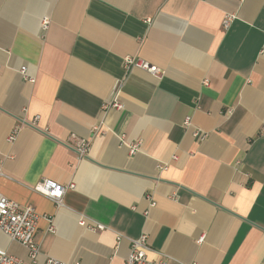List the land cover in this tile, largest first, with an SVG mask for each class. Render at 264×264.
Wrapping results in <instances>:
<instances>
[{
	"label": "crops",
	"instance_id": "obj_1",
	"mask_svg": "<svg viewBox=\"0 0 264 264\" xmlns=\"http://www.w3.org/2000/svg\"><path fill=\"white\" fill-rule=\"evenodd\" d=\"M0 171L36 264H123L143 234L155 264H264V0H0ZM42 179L75 188L57 207Z\"/></svg>",
	"mask_w": 264,
	"mask_h": 264
},
{
	"label": "built area",
	"instance_id": "obj_2",
	"mask_svg": "<svg viewBox=\"0 0 264 264\" xmlns=\"http://www.w3.org/2000/svg\"><path fill=\"white\" fill-rule=\"evenodd\" d=\"M235 16L232 14H225L222 19V28L227 30ZM49 25V19L42 20L41 29L45 32ZM123 67L126 71L133 69L144 71L152 76H158V68L150 65L148 62L141 59L126 56L122 60ZM22 75L29 81L33 79L27 78L25 75V67L20 69ZM110 108L120 110L122 105L113 102L108 105ZM35 118L30 125L35 126ZM23 123V121H21ZM185 127H190V119L187 117L184 121ZM19 128V127H17ZM193 136L202 141L206 135L199 131H194ZM15 134L9 138L13 140ZM71 148L78 154L79 157H86L88 154V143L84 140H77L75 146ZM138 149V145L130 147V153L134 154ZM0 171V176H2ZM75 185L70 183L68 185H61L49 179H42L35 187L34 191L52 201L57 207L63 206V197L68 190H74ZM40 215L36 212L33 206H20L17 202L8 199L0 194V231L7 236L11 241H14L24 247L27 251L28 258L31 264H36L37 258L40 254V242L36 239L37 225ZM80 226H86L92 231L102 230L104 227L97 223H87L84 219L80 220ZM53 227H49L48 232H53ZM147 235L143 234L139 238L130 241V253L123 264H155L147 257V253L151 250L147 241ZM0 264H21V261L5 250L0 249ZM46 264H66L55 259H47ZM79 264V263H74Z\"/></svg>",
	"mask_w": 264,
	"mask_h": 264
}]
</instances>
